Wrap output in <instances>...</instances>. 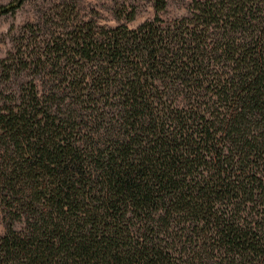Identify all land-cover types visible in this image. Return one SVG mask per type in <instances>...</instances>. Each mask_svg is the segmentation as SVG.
<instances>
[{
	"label": "trees",
	"instance_id": "16d2710c",
	"mask_svg": "<svg viewBox=\"0 0 264 264\" xmlns=\"http://www.w3.org/2000/svg\"><path fill=\"white\" fill-rule=\"evenodd\" d=\"M165 7L0 58V264H264V0Z\"/></svg>",
	"mask_w": 264,
	"mask_h": 264
},
{
	"label": "rangeland",
	"instance_id": "374dc122",
	"mask_svg": "<svg viewBox=\"0 0 264 264\" xmlns=\"http://www.w3.org/2000/svg\"><path fill=\"white\" fill-rule=\"evenodd\" d=\"M13 0H0V5ZM190 0H166V7L159 15L169 19L184 15ZM67 9L72 11L76 19H93L99 24L114 26L125 23L134 28L155 15L153 0H25L14 12L2 15L0 18V58L11 49L14 38L19 37L23 26L38 19L41 21H54L56 13ZM71 9V10H70ZM134 11V18L127 21L126 16ZM122 18L116 19L117 13ZM56 25V19L54 21ZM54 25V26H55ZM45 28L46 26L43 25ZM21 223L16 222L19 228ZM3 215L0 211V235L4 232Z\"/></svg>",
	"mask_w": 264,
	"mask_h": 264
}]
</instances>
